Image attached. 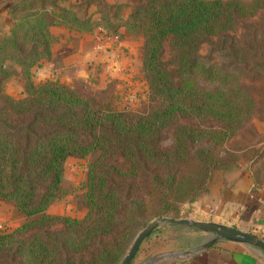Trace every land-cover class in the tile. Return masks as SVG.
<instances>
[{
  "label": "trees",
  "instance_id": "trees-1",
  "mask_svg": "<svg viewBox=\"0 0 264 264\" xmlns=\"http://www.w3.org/2000/svg\"><path fill=\"white\" fill-rule=\"evenodd\" d=\"M26 5L13 3L10 43L0 44V74H8L1 66L8 58L26 79L19 97L0 87V200L23 217L0 228V264H121L145 212L147 219L167 214L175 202L206 190L223 161L221 144L250 117L255 101L240 74L248 64L264 73V27L235 30L264 8V0H143L123 18L115 11L79 17L71 6L43 4L16 16ZM59 23L107 35L118 34L119 26L140 32L142 72L153 100L148 110L107 106L55 78L33 82L30 66L49 56L47 26ZM208 35L221 37L232 56L228 64L196 54ZM165 37L172 67L161 57ZM24 40L31 41L27 51ZM179 117L186 121L167 136L165 127ZM89 153L95 156L87 167L85 214L48 213L62 193L65 159Z\"/></svg>",
  "mask_w": 264,
  "mask_h": 264
},
{
  "label": "rangeland",
  "instance_id": "rangeland-1",
  "mask_svg": "<svg viewBox=\"0 0 264 264\" xmlns=\"http://www.w3.org/2000/svg\"><path fill=\"white\" fill-rule=\"evenodd\" d=\"M15 1L17 0H0V2L6 3L4 7V17L7 20H3V18L0 17V32L2 31L0 33V44L3 45L10 43L8 41L10 40V27L14 21V13H12L11 7H13V3ZM26 1L28 2V5L24 6L22 9L17 8L16 16L24 13H33L35 10L39 9L40 4H43L45 7H53L55 9L71 6L73 13L79 17L87 16L91 12H93L92 16L100 17V15L104 12L108 11L112 13L115 11L118 16H122L123 18L136 4L142 2L143 0ZM258 23H260L261 27H264V8L261 9L259 13L255 14V16L241 19L239 21V28L235 30V33L239 32V34H241L244 28L245 30L247 29L246 31H251V28L253 26H257ZM2 27H4V30L1 29ZM249 27L250 29H248ZM122 28L124 27H118V29ZM125 31V33L129 35L128 46L132 47V53L135 58L134 63L137 61V69L131 77L130 82H127L123 87L118 88L112 85L109 89H99L91 86L87 81L79 79H74L73 83L67 84L72 85L80 92H83L92 99L107 106L118 109L123 108L138 113L146 112L153 100L149 95L147 82L142 72L141 53L143 36L140 32H130L126 29ZM15 32L19 36L18 32H20V30ZM231 32L232 31L229 32V35L232 34ZM118 34L122 35L123 32L119 31ZM18 36L16 38H18ZM220 39L221 37H218L217 35L206 36L200 42L196 50V54L205 62L215 61L219 64H228L231 61L232 56L227 53V48L225 47L226 45L224 48L222 47ZM119 40L120 38L116 41V45L126 48L123 42H120ZM30 43V40H24L21 42L24 51H27V47ZM38 46L37 49H40L41 45ZM3 50L5 51V48ZM3 53L5 52H2V54ZM172 54L173 50L171 49L168 37H165L162 41L161 57L167 62L168 67H172ZM12 63L13 62L10 59H4L1 66L4 67L8 74L6 76L0 74V87L3 89L6 82H8L11 78L10 83L12 88L15 89L18 86L20 87V93L15 95V97H19L22 95L26 79L22 68L20 71L23 84L16 80L17 77H12V75L16 73L15 69L12 68ZM242 67L243 71L247 70V72H242L240 74V83L245 87H249L248 89L252 93L255 101L254 109L250 117L224 143L221 144V149L223 151V153H221V158H223V161L219 167L213 170L212 175L208 178L206 190L198 192L197 197L190 201L184 200L175 202L167 214L163 213V215L189 217L192 219L204 218L205 220H211L210 218L213 217L212 209H214L213 207L215 203L213 195L219 193V191L227 185V174L236 170L240 167V165H246L248 171L253 173L257 181H261V179L264 180V143H259V141L264 138V73L263 70H259L258 67H250L249 64L243 65ZM31 75L34 77L36 76L34 71H30L29 78L31 80ZM48 78L58 79L55 74ZM199 81L205 86L212 85L203 79H199ZM184 121H186L185 118L179 117L170 123V125L165 127L167 136H169L175 123ZM208 123L210 124L211 122ZM94 156L95 153H89L84 156H68L65 159L60 185L62 193L61 196L53 202V207L51 206V210L48 213L56 215H69L77 218H81L85 214L86 202L84 198V191L86 189L87 167L88 163L94 158ZM148 214L149 212L147 210L134 233H136L137 230L141 228L149 219L155 216L154 214L147 219ZM207 235L208 232L197 229L191 225L175 224L170 222L159 223L156 226L155 232L149 237L146 236L147 238L145 237L140 242L130 264H142L146 259L154 255L190 248L192 245L198 244ZM177 259L179 258L169 256L157 261L154 264H160L163 261L165 262Z\"/></svg>",
  "mask_w": 264,
  "mask_h": 264
},
{
  "label": "crops",
  "instance_id": "crops-1",
  "mask_svg": "<svg viewBox=\"0 0 264 264\" xmlns=\"http://www.w3.org/2000/svg\"><path fill=\"white\" fill-rule=\"evenodd\" d=\"M0 3V17L7 20L4 17L6 3ZM1 29L4 30V27ZM119 31L123 34L107 35L98 28L80 31L62 23L48 25L47 32L52 38L49 42V56L39 58L30 66L29 70L36 74L35 77L31 75L32 80L37 82L55 74L66 83L79 79L99 89H109L112 85L123 87L135 73L137 61L135 65L125 28ZM118 38L126 48L116 45ZM12 68L16 71L12 77H17L16 80L23 84L21 66L13 62ZM10 80L2 90L15 97L20 93V87L13 89ZM259 143H264V138ZM227 179V185L213 195L215 203L213 217L210 219L249 230L264 239V180L257 181L246 165H240L227 174ZM51 206L53 202L46 208L47 212ZM22 219V215L15 211L11 203L0 200V228L15 226ZM160 264H264V250L258 246L219 238L203 250Z\"/></svg>",
  "mask_w": 264,
  "mask_h": 264
},
{
  "label": "water",
  "instance_id": "water-1",
  "mask_svg": "<svg viewBox=\"0 0 264 264\" xmlns=\"http://www.w3.org/2000/svg\"><path fill=\"white\" fill-rule=\"evenodd\" d=\"M170 222L175 224L191 225L197 229L208 232V235L199 244L177 251H169L161 254L154 255L146 259L142 264H154L159 260H162L169 256H174L176 258H183L187 255L196 253L200 250L207 248L215 240L219 238L230 239L236 242H242L254 246H258L264 250V239L257 234L239 228L234 225L217 222L213 220H198L189 217H173L169 215H156L149 219L141 228L137 230L132 240L130 241L124 256L122 258L121 264H130L140 242L150 234V232L156 228L159 223Z\"/></svg>",
  "mask_w": 264,
  "mask_h": 264
}]
</instances>
